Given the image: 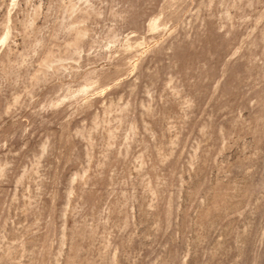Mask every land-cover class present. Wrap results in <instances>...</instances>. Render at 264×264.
<instances>
[{
  "label": "rangeland",
  "instance_id": "obj_1",
  "mask_svg": "<svg viewBox=\"0 0 264 264\" xmlns=\"http://www.w3.org/2000/svg\"><path fill=\"white\" fill-rule=\"evenodd\" d=\"M0 264H264V0H0Z\"/></svg>",
  "mask_w": 264,
  "mask_h": 264
}]
</instances>
